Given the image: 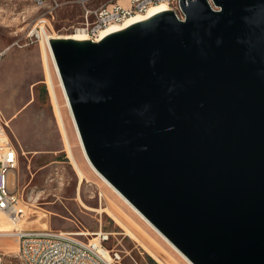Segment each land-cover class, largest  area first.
Masks as SVG:
<instances>
[{"label": "water", "instance_id": "obj_1", "mask_svg": "<svg viewBox=\"0 0 264 264\" xmlns=\"http://www.w3.org/2000/svg\"><path fill=\"white\" fill-rule=\"evenodd\" d=\"M180 7L52 56L89 162L174 248L264 264V0Z\"/></svg>", "mask_w": 264, "mask_h": 264}, {"label": "rangeland", "instance_id": "obj_2", "mask_svg": "<svg viewBox=\"0 0 264 264\" xmlns=\"http://www.w3.org/2000/svg\"><path fill=\"white\" fill-rule=\"evenodd\" d=\"M114 1L42 0L38 4L37 0H0V49L3 50L0 110L10 120L11 134L20 150L18 183L20 187L29 184L28 188L37 185L35 187L40 189L55 168L64 180L62 189L51 190V195L38 205L42 209L29 210L18 227L88 232L101 228L110 232L104 246L118 250L119 264H160L142 244L170 264H189L90 167L49 59L55 103L50 96L39 43L41 37L34 33L38 20L46 19V35L55 40L58 36L75 33L74 28L83 21L85 8L95 9ZM64 140L70 145L83 174L81 179L67 162ZM15 226L0 213V230ZM80 237L87 240L92 235L87 233ZM0 251L5 252V264H21L15 256L13 236L0 235Z\"/></svg>", "mask_w": 264, "mask_h": 264}, {"label": "built area", "instance_id": "obj_3", "mask_svg": "<svg viewBox=\"0 0 264 264\" xmlns=\"http://www.w3.org/2000/svg\"><path fill=\"white\" fill-rule=\"evenodd\" d=\"M157 3L181 8L180 0H128L127 4L115 0L95 9L85 8L83 21L81 25L74 28V32L79 30L96 31L104 24L121 23L122 16L135 13L136 10L142 8H148L150 5H157ZM45 21L46 19L43 18L38 20L35 36L41 37V32L45 31ZM2 58L3 50L0 49V62ZM9 121L0 110V213L4 215L5 219L7 218L8 222L16 226L10 230H0V235L13 236L16 239L15 253L24 254L27 264H119L118 250L108 249L104 246V243L109 239L110 232L103 231L101 228L94 232H88L18 227L29 210L42 209L37 205L28 206V198L50 196L51 188L59 187L63 180L60 173V178L53 181L52 186L42 185L40 194L26 196L29 184L20 187L18 183L20 150L12 137ZM63 145L67 162L77 173L69 154L70 145L66 140ZM21 153L24 152L21 150ZM55 170L59 169L55 168ZM55 197L58 198V196ZM87 233H90L92 237L87 240L80 237ZM1 255H4V252L0 251V264H5V262H1Z\"/></svg>", "mask_w": 264, "mask_h": 264}, {"label": "bare ground", "instance_id": "obj_4", "mask_svg": "<svg viewBox=\"0 0 264 264\" xmlns=\"http://www.w3.org/2000/svg\"><path fill=\"white\" fill-rule=\"evenodd\" d=\"M209 2H211V0H208ZM37 3L40 4V0H37ZM168 9H173L174 12L176 13V15L178 17H183V12L181 10V8H174L173 5H164V3H157V5H150L148 8H142L141 10H136L135 13H130L127 16H122V22L121 23H109V24H104L101 25V27L97 28L96 31H76L75 33L72 34H67V35H63V36H58L56 39H62V40H72L75 42H87V41H100L102 40L104 37H106L109 34L112 33H116V32H120L125 30L126 28L136 24V23H140V22H144L147 21L148 19H150L151 17L155 16L156 14H159L161 12H164ZM144 12V13H143ZM55 39V40H56ZM95 39V40H94ZM53 40V38H51L49 35H46V32H41V38H40V48H41V52L43 55V61H44V65H45V72H46V76L47 77V85L49 86V90H50V96L52 97V102L55 103V93L53 90V84H52V77H51V73H50V68H49V59L50 62L53 65L54 71L58 77V81L59 84L61 86L62 92H63V96L65 98L66 104H67V108L69 111V115L73 121V126H74V130L77 136V139L79 141V145L81 148V151L86 159V161L88 162V164L90 165V167L98 174V176L109 186L112 188V190H114L115 193H117L136 213H138L151 227H153L148 220H146V218H144L140 212H138L125 198L124 196H122V194H120V192L118 190H116L89 162L87 156L85 155V152L83 150V146H82V142L70 109V105L68 102V98L66 95V92L64 90L61 78L59 76L55 61L53 59L52 56V52H51V47H50V41ZM55 105V104H53ZM56 109V107H55ZM57 113H58V109ZM55 112V111H54ZM56 113V112H55ZM56 113V114H57ZM59 114V113H58ZM57 117V116H56ZM58 119V117H57ZM59 124V122H58ZM61 125H59L60 127ZM61 128V127H60ZM63 131V129H62ZM61 131V132H62ZM64 136H62L63 138ZM69 149V147H68ZM69 154L71 157V161L74 164L76 171H77V175L78 177L81 179L83 178V174L78 166V164L75 162L74 157H73V153L72 150L70 148L69 150ZM60 178V171L59 170H54L51 174H49V176L46 179V183L45 186H52V182L55 180H58ZM63 180V178H62ZM64 186V180L63 183L61 185H59V187H54L51 188L52 191H60L62 189V187ZM39 188V187H38ZM36 188L35 186H32L30 188H28V190L26 189V196H34L35 194H40V189ZM44 198H28V206H38L41 202V200H43ZM77 199V198H76ZM7 219V218H6ZM154 230H156L153 227ZM157 231V230H156ZM158 232V231H157ZM159 233V232H158ZM160 234V233H159ZM161 235V234H160ZM162 236V235H161ZM163 237V236H162ZM164 238V237H163ZM166 240V238H164ZM167 241V240H166ZM168 242V241H167ZM169 243V242H168ZM170 244V243H169ZM144 249L153 257L155 258L160 264H170L169 262H167L166 260L163 259V257H161L156 251H154L152 248L148 247L145 244H142ZM171 245V244H170ZM172 246V245H171ZM173 247V246H172ZM174 248V247H173ZM189 264L190 263L176 248H174ZM4 256H5V252L4 255H1V262H5L4 261ZM15 256L18 257L19 261L21 264H27L26 263V258L24 256V254H19V253H15Z\"/></svg>", "mask_w": 264, "mask_h": 264}, {"label": "crops", "instance_id": "obj_5", "mask_svg": "<svg viewBox=\"0 0 264 264\" xmlns=\"http://www.w3.org/2000/svg\"><path fill=\"white\" fill-rule=\"evenodd\" d=\"M120 3H124V4H127V1L126 0H118ZM126 1V2H125Z\"/></svg>", "mask_w": 264, "mask_h": 264}, {"label": "trees", "instance_id": "obj_6", "mask_svg": "<svg viewBox=\"0 0 264 264\" xmlns=\"http://www.w3.org/2000/svg\"><path fill=\"white\" fill-rule=\"evenodd\" d=\"M153 264H156L155 262Z\"/></svg>", "mask_w": 264, "mask_h": 264}]
</instances>
